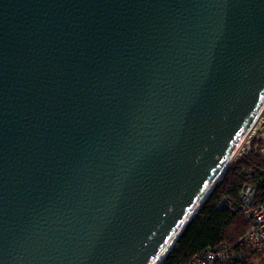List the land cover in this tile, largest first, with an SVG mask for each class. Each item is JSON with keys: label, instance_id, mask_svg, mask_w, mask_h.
I'll return each mask as SVG.
<instances>
[{"label": "water", "instance_id": "95a60500", "mask_svg": "<svg viewBox=\"0 0 264 264\" xmlns=\"http://www.w3.org/2000/svg\"><path fill=\"white\" fill-rule=\"evenodd\" d=\"M263 108L264 0H0V264H154Z\"/></svg>", "mask_w": 264, "mask_h": 264}, {"label": "trees", "instance_id": "16d2710c", "mask_svg": "<svg viewBox=\"0 0 264 264\" xmlns=\"http://www.w3.org/2000/svg\"><path fill=\"white\" fill-rule=\"evenodd\" d=\"M261 143L254 141L250 151L229 164L222 178L212 188L193 218L185 226L174 245L160 264H182L184 260L206 247L233 246L247 230L238 210V195L245 184L254 185L256 204L264 202V156L259 154ZM242 254V261L227 264H254L252 254ZM264 260V259H262Z\"/></svg>", "mask_w": 264, "mask_h": 264}, {"label": "built area", "instance_id": "2783aa9c", "mask_svg": "<svg viewBox=\"0 0 264 264\" xmlns=\"http://www.w3.org/2000/svg\"><path fill=\"white\" fill-rule=\"evenodd\" d=\"M255 123L250 131L254 130L253 135L255 137L253 140L261 143L258 151L261 156H264V124L262 129L257 131L254 129ZM255 191L254 185H243L238 195V208L233 206L230 208L233 212L238 210L247 224V230L236 244L233 246L206 247L184 260L182 264H227L232 261H242V254L236 253V249L245 254H252L259 259H264V202L260 205L256 204Z\"/></svg>", "mask_w": 264, "mask_h": 264}, {"label": "rangeland", "instance_id": "374dc122", "mask_svg": "<svg viewBox=\"0 0 264 264\" xmlns=\"http://www.w3.org/2000/svg\"><path fill=\"white\" fill-rule=\"evenodd\" d=\"M263 124H264V111L258 117L255 123L254 129H257V131L261 130L262 129L261 127L263 126ZM253 133H254V130L250 131V133L247 134V136L244 138V140L240 144L239 148L235 151L228 165L233 163L236 159L240 158L241 156L245 155L246 153L250 151V145L253 142V138L255 137ZM256 133H259V132H256ZM255 258H256V261L254 262V264H264V260L259 259L257 257Z\"/></svg>", "mask_w": 264, "mask_h": 264}, {"label": "bare ground", "instance_id": "6f19581e", "mask_svg": "<svg viewBox=\"0 0 264 264\" xmlns=\"http://www.w3.org/2000/svg\"><path fill=\"white\" fill-rule=\"evenodd\" d=\"M263 111H264V108H263ZM248 133H249V132H248ZM248 133H247V134H248ZM247 134H246V136H247ZM246 136H245V137H246ZM245 137H244V138H245ZM243 140H244V139H243ZM243 140H242V141H243ZM242 141H241V143H242ZM241 143H240V144H241ZM240 144H239V146H240ZM239 146H238V148H239ZM238 148H237V149H238ZM237 149H236V150H237ZM236 150H235V151H236ZM218 180H219V177L215 180L214 184H216ZM189 220H190V218L188 219V221H189ZM178 235H179V234H178ZM178 235H177V236H178ZM176 238H177V237H176ZM176 238H175V239L171 242V244L167 247L165 253L161 256V258H160L159 260H157L154 264H160V263L162 262V260L164 259V257L167 255V253H168V252L170 251V249L172 248V246H173V244H174V241H176Z\"/></svg>", "mask_w": 264, "mask_h": 264}]
</instances>
